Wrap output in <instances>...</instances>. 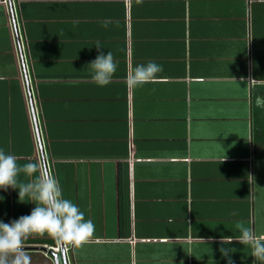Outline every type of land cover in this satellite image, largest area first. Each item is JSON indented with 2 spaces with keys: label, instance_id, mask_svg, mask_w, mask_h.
<instances>
[{
  "label": "crops",
  "instance_id": "0c3cea01",
  "mask_svg": "<svg viewBox=\"0 0 264 264\" xmlns=\"http://www.w3.org/2000/svg\"><path fill=\"white\" fill-rule=\"evenodd\" d=\"M97 41L118 65L103 87L86 70ZM149 61L159 78L128 88ZM249 77L264 81V0H0V149L42 164L28 86L47 172L95 225L69 264H227L229 236L234 264H264L235 242L241 221L264 235V82ZM0 196L6 223L35 207Z\"/></svg>",
  "mask_w": 264,
  "mask_h": 264
},
{
  "label": "clouds",
  "instance_id": "9594fccd",
  "mask_svg": "<svg viewBox=\"0 0 264 264\" xmlns=\"http://www.w3.org/2000/svg\"><path fill=\"white\" fill-rule=\"evenodd\" d=\"M107 25L108 21H105L104 26ZM95 48L98 54L87 64L86 70L91 72L92 81L103 87L111 82L118 65L112 52L104 54L99 41L96 42ZM162 71V66L154 61L136 65L126 77L127 87L135 89L152 83L159 78L158 74ZM241 82H244L243 78ZM261 82L264 81L249 77L246 86ZM255 106L264 110V95H256ZM37 172L39 176L33 178ZM21 174L30 179L27 182L21 181ZM9 188L18 190L20 202L27 198L35 207L30 214L7 223L0 220V264H31V257L25 250L24 243L33 235L47 234L65 246H79L93 236L94 223L86 220L84 213L72 201L64 198L62 187L52 172L43 171L40 162L28 161L21 166L19 157L0 149V189L7 191ZM3 200L4 197L0 196V201ZM232 215L237 213L234 211ZM236 227L240 235L235 238V242L249 246L252 256L264 262V235H257L242 221L238 222ZM225 241L230 245L233 238H221V257L227 264H234L233 248L225 246Z\"/></svg>",
  "mask_w": 264,
  "mask_h": 264
},
{
  "label": "rangeland",
  "instance_id": "374dc122",
  "mask_svg": "<svg viewBox=\"0 0 264 264\" xmlns=\"http://www.w3.org/2000/svg\"><path fill=\"white\" fill-rule=\"evenodd\" d=\"M25 250L31 257V264H55L54 255L57 258L59 264H63V255L66 256L67 264L68 254L65 245L60 247L56 244L54 247L44 246V247H34V246H24ZM37 249V250H36ZM55 252H54V250Z\"/></svg>",
  "mask_w": 264,
  "mask_h": 264
},
{
  "label": "water",
  "instance_id": "95a60500",
  "mask_svg": "<svg viewBox=\"0 0 264 264\" xmlns=\"http://www.w3.org/2000/svg\"><path fill=\"white\" fill-rule=\"evenodd\" d=\"M8 7H9L10 20H11V23H12V26H13V30L16 33L15 20H14V15H13V11H12L11 5L9 4ZM16 40H17V38H16ZM17 47H18L19 59H20L22 65H23L22 54H21V51H20V47H19V42L18 41H17ZM26 87H27V92H28V97H29V105H30L32 120H33V124H34V127H35V135H36L37 142H38V147H39V153H40L41 159H42V168H43V171L47 172V169L45 167V163H44V160H43V156H42L41 143H40L39 133H38V129H37V123H36V119H35L33 105H32V101H31V98H30L28 86H26ZM59 246L62 247L61 244H59ZM62 255H63V264H67L66 256L64 254H62ZM54 259H55V264H59L55 255H54Z\"/></svg>",
  "mask_w": 264,
  "mask_h": 264
},
{
  "label": "trees",
  "instance_id": "16d2710c",
  "mask_svg": "<svg viewBox=\"0 0 264 264\" xmlns=\"http://www.w3.org/2000/svg\"><path fill=\"white\" fill-rule=\"evenodd\" d=\"M53 244V243H52ZM55 245H51V247H54ZM37 250V249H36Z\"/></svg>",
  "mask_w": 264,
  "mask_h": 264
},
{
  "label": "built area",
  "instance_id": "2783aa9c",
  "mask_svg": "<svg viewBox=\"0 0 264 264\" xmlns=\"http://www.w3.org/2000/svg\"><path fill=\"white\" fill-rule=\"evenodd\" d=\"M54 250V249H53ZM54 252H55V250H54Z\"/></svg>",
  "mask_w": 264,
  "mask_h": 264
}]
</instances>
